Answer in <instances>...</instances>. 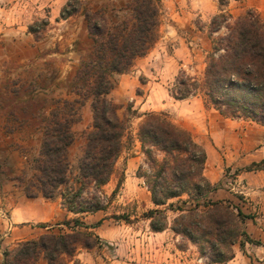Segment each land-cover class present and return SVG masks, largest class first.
Instances as JSON below:
<instances>
[{
  "label": "trees",
  "instance_id": "obj_1",
  "mask_svg": "<svg viewBox=\"0 0 264 264\" xmlns=\"http://www.w3.org/2000/svg\"><path fill=\"white\" fill-rule=\"evenodd\" d=\"M81 10L93 45L70 83L69 95L75 99L57 101L48 116L38 118L37 106L21 107L18 116L24 123L31 119L42 132L40 154L32 165L34 174L29 181L18 180L24 184L26 198L60 197L62 206L76 215L106 211L124 185L122 173L112 196L107 198L103 193L117 172L119 159L135 143L128 119L120 116L121 107L109 96L115 89L114 75L129 74L136 60L154 48L163 14L161 0H132L123 7L109 3L97 10L83 8L82 0H69L61 18ZM49 24V20L34 22L29 32L41 39ZM222 30L224 34L212 38L203 77L181 72L172 97L186 100L199 95L205 108L226 119L264 126V21L254 9L239 16L220 10L212 19L210 36ZM88 101L93 121L84 134L85 146L74 169L70 161L71 149L77 142L73 127L81 120L79 109ZM138 118L143 119L135 139L144 162L136 176L143 181L154 206L143 215L151 231L162 233L170 227L175 236L196 246L211 264L232 261L237 244L243 251L246 243L259 245L245 228L252 216L229 203L211 199L220 187L205 176L207 153L192 133L164 114L148 113ZM244 171H264V161ZM170 212L175 214L171 223ZM114 219L130 222L125 215ZM101 224L102 220L96 225ZM65 225L70 232L44 234L39 239L17 243L4 254L1 264H39L41 260L46 264H69L79 251L96 246L98 237L80 219L66 221Z\"/></svg>",
  "mask_w": 264,
  "mask_h": 264
},
{
  "label": "crops",
  "instance_id": "obj_2",
  "mask_svg": "<svg viewBox=\"0 0 264 264\" xmlns=\"http://www.w3.org/2000/svg\"><path fill=\"white\" fill-rule=\"evenodd\" d=\"M131 0H83L84 8L92 10L100 9L103 5L112 3L117 7H123ZM163 2V0H161ZM235 5H242L236 11H246L248 9L259 10L258 0H233ZM68 0L59 1L50 6V16L48 17V30L41 39H36L29 32V26L38 19L29 20L22 13L17 12V6H7L0 8V105L3 99L12 95L14 92L18 95L17 102L41 103L36 115L39 117L48 116L54 109L56 102L62 99L74 100V95H69L70 83L79 70L82 57L92 47L93 41L88 31L87 20L81 11L67 19L61 18V11ZM60 3V4H59ZM167 2L164 5H168ZM173 6H179L181 11L189 17H199L207 21L210 17L218 14V0H170ZM232 5V3H230ZM169 7V6H168ZM184 7L186 10L184 11ZM235 12V11H234ZM230 10L231 14H235ZM181 20V17H178ZM198 35L207 43L206 33L198 30ZM181 41V40H180ZM210 42L207 43L209 48ZM180 53V50H178ZM181 51V55H183ZM178 56V55H177ZM159 50L154 49L144 58L137 59L134 66V72L131 75H114L116 79L115 89L110 94V98L117 104L126 99L131 101L135 98V90L143 85L141 77L146 78L149 88L152 87V93L159 89L160 83L154 80L166 78L168 68L161 69V62L158 61ZM185 57V56H183ZM179 59H182L179 58ZM184 64H178V70L184 67ZM178 71L174 73L177 75ZM163 74V75H162ZM152 79H154L152 81ZM22 89L28 90L27 94ZM152 96V95H151ZM185 101V100H183ZM182 101V102H183ZM180 103V101H178ZM148 105H142L145 108ZM84 121L80 126L81 130L86 127L91 128L93 114L91 102L88 101L82 108ZM16 112L6 113L0 110V159L7 160L10 166L13 164H29L39 157L42 145V132L31 123L23 122ZM184 128L192 132L198 142L204 147L207 153V163L205 172L209 171L207 177L213 185L224 182L223 173H218L217 168H221L223 158L221 152L224 148L236 150L235 142L226 139L227 137L240 136L246 158L244 161L251 165L264 161V126L254 122L243 120L226 119L216 111H205L196 108L189 116L185 118ZM89 128V129H90ZM241 129V130H240ZM233 143V142H232ZM4 150H7L4 152ZM26 150V152H22ZM82 154V153H81ZM248 159V162L247 160ZM239 178L246 179L245 182L235 181L234 189L229 191L218 190L211 194L214 201L229 203L235 208L241 210L243 214L250 215L253 219L245 223L246 231L249 236L260 241L261 245L254 246L246 243L245 251L235 250V258L227 264H264V171L246 172ZM241 183H243L241 185ZM47 199L38 197L37 199H28L22 201V207L19 205L12 213L10 225L19 226L24 223L33 222L34 216L24 215V211L40 208L41 203L49 208L50 213L35 220L55 221L59 226H63L66 221L80 219L88 221L95 218L98 213L76 215L68 212L62 203L55 204L46 202ZM27 208H26V207ZM0 220V229H3L7 223ZM8 227V224H7ZM15 227L12 236L15 237ZM90 232L95 229H89ZM160 234V233H158ZM16 239V238H13ZM30 239H38V236H31Z\"/></svg>",
  "mask_w": 264,
  "mask_h": 264
},
{
  "label": "rangeland",
  "instance_id": "obj_3",
  "mask_svg": "<svg viewBox=\"0 0 264 264\" xmlns=\"http://www.w3.org/2000/svg\"><path fill=\"white\" fill-rule=\"evenodd\" d=\"M58 1L62 3V0H0V8L14 5L17 6V12L19 13H22L21 10L26 8L24 9V15L27 16V19H38L39 22H41L43 20H48L51 11L50 6ZM223 1L224 4L227 5L222 6L220 0H218V14L220 10H224L225 12H230L231 10L233 12L235 11L233 16H239L247 11H236L238 8L240 9L242 5H235L233 0ZM167 2H169L168 5H164ZM161 3L163 14L159 29V39L152 50H159L158 61L161 62V69L169 67V70L164 74L166 78L157 76L159 80L152 79V81L154 80L160 83V87L156 92L152 93V87L149 88L146 78L141 77L140 82L146 86H139L136 88L133 101L128 98L118 104L121 107L119 111L120 116L127 118L129 121V132L133 136L135 143L132 150L126 151L119 159L116 167L117 172L110 183L104 187V195L107 196V198L112 196L122 173L125 176V182L121 191L111 199L106 211L99 212L93 219L82 221L89 229H95L92 233L98 237V240L95 242L96 246L94 248L79 251L77 256L70 260L69 264H211L208 257H202L200 255L196 246L186 243L180 236H175L170 227L160 234L153 233L150 229L149 221L143 218V215L147 211L153 209L154 206L151 203L150 194L144 186L143 181L136 176L138 167L144 162L140 144L137 143L135 139L138 126L143 119L138 117L148 113L164 114L174 124L184 128L183 125L186 122V116H189L196 108L199 107V109L207 112L215 111L205 108L203 99L199 95L192 96L183 101L174 99L171 91L181 72H185L186 75L198 79L203 77L207 56L212 47V38H217V36L225 33V31L222 30L215 34L214 37L210 36L211 22L215 16L204 21L200 16L189 17L183 13L178 15V11H181V8H178L179 6H173L170 0H163ZM230 3H232V5ZM257 4L260 8L255 11L264 21V0H258ZM89 9H93V7ZM185 10L186 7H184V11ZM178 17H181V20H178ZM198 30L207 34V43L210 42L209 48L206 46L207 43L203 41L202 35L196 34ZM178 50H180V53ZM181 51L184 52L183 55H181ZM181 57L182 59H179ZM178 64H184L185 66L178 70ZM176 71H178L176 73L177 75L174 76ZM133 72L134 68L129 74L123 75H131ZM114 80L116 86L117 81L116 79ZM22 92L27 94L28 90L22 89ZM12 93V95H8V97L3 99L0 110L10 114L11 112L19 114L21 107L31 109H34L35 106L42 107L41 103L36 102H29L23 105V103L17 102L18 95L14 92ZM178 101H180V103ZM147 102L148 105L143 108L142 105ZM84 106L79 109L81 120L73 127L77 135V142L70 152V161L74 169H77L78 160L85 146L84 134L88 132L90 128L89 126L86 127V130L80 129L82 121H84V114H82V108ZM129 107L132 108V110H128ZM29 123L32 124L31 119ZM194 138L196 139V137ZM233 138L235 141H231V144L235 142L236 150L233 149V147L231 150L224 148L221 152L223 162L221 168H217V171L218 173H223V179L225 181L218 184L220 187L219 190L229 191L231 188L234 189L235 181H246V179H242V177L239 178L238 176L246 173L244 170L250 165L244 161L246 156L241 147L243 145L241 137H227L226 139L233 140ZM196 141L198 142L197 139ZM6 151L7 150H4V152ZM22 152L25 153L26 150H22ZM246 160L248 162V159ZM8 163L7 160L0 159V220L8 224V227L6 224L3 229H0V264L6 252L13 250L19 242L32 240L30 239L31 236H38L39 239L44 234L70 232V229L65 223L60 227L59 223L55 221L35 220L38 215L42 217L50 213L49 208H46L45 205L41 203L40 208L29 209L28 211L25 209L24 215L29 217L31 214L35 219H33V222L30 221L19 226L14 225L16 233H14L15 237L12 236L14 227L12 229V227L9 226L12 213L18 205L22 207V201L26 200L23 190L24 184L18 180L23 179L25 182L29 181L34 171L32 166L33 163L31 165L13 164V166H10ZM204 173L205 176H209V171ZM242 184L243 183H241V185ZM46 202L60 205L62 200L58 197L55 200H47ZM173 202L178 204L177 200ZM122 215L128 216L130 222L114 219V216ZM174 217L175 214L170 212V223L173 221ZM100 220H102V224L97 226L96 224ZM3 222L1 223L4 224ZM253 245L258 246L256 244ZM260 245L261 242L259 246ZM235 250H242L239 244L234 247V252ZM244 253H246L245 249ZM39 264H46V262L41 260Z\"/></svg>",
  "mask_w": 264,
  "mask_h": 264
}]
</instances>
